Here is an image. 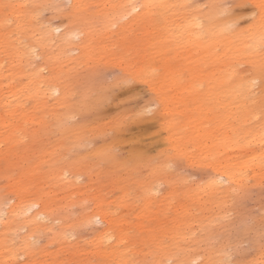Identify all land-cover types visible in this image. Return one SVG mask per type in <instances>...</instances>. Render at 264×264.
I'll use <instances>...</instances> for the list:
<instances>
[{"label": "rangeland", "instance_id": "374dc122", "mask_svg": "<svg viewBox=\"0 0 264 264\" xmlns=\"http://www.w3.org/2000/svg\"><path fill=\"white\" fill-rule=\"evenodd\" d=\"M19 1L24 0H2L0 3V12L6 16L8 29L12 30L13 43L24 45L22 57L9 51L8 55H0V73L11 79L15 87L14 96L0 90V115L8 119L9 116L4 112L20 107L25 116L22 129L11 135L6 133L7 123H0V151H6V144L11 140L17 150L13 164L9 167L7 163V170L0 174V185H7L10 180L17 178L19 186L31 197H35L38 190L49 193L52 203L67 210L69 221L79 219L78 215L82 212L100 210L113 222V231H121L127 243L131 244L135 243L138 228L151 229L169 215L175 216L179 208L198 200L204 216H214L212 237L208 240L204 235L202 249L216 251L222 258L221 264H254L258 261L259 254L264 251V173L255 174L250 161L244 181L235 196L226 203L208 199L203 186L212 174V165L208 161L211 142H215L217 137L244 136L241 131L246 129L258 133L253 127L260 123L264 110L256 109L258 105L253 106L260 113L243 123L242 118L237 120L236 115H233L235 109L230 99L220 94L218 101L215 100L216 106L208 101L199 109L197 117L193 103L176 98V91L165 83L162 72L166 73L168 67H161L164 56L152 54L151 49L145 48L148 39H154L156 45L167 40L165 31L161 30L165 28L161 27L160 17L152 22L150 28H158L150 35L139 29L128 34L126 43L120 39L118 43L110 38L105 39L103 44L106 47L102 54L98 52L100 43L95 37L92 42L95 49L91 54L93 60L82 59L79 50L74 48L68 52V57L56 59L52 68L50 64L43 63L41 50L34 49L40 55L31 64L27 54L31 34L35 37L37 33L42 35L45 27L49 26L53 34L59 37L69 19V2L53 1L40 10L20 5L18 14L24 32L19 34L14 29V19L10 14V9ZM208 1L193 0V5L205 9ZM257 1L221 0L219 4L226 9L224 16L236 19L234 27L247 33L260 13ZM119 42L125 45L127 53L124 55ZM153 47L154 50H160L155 45ZM174 47L165 50V58L170 59V64L184 75L195 69L197 60H206L196 50H174ZM2 49L6 48L0 41V51ZM223 49L218 46L217 54ZM50 50L52 53L57 50L54 42ZM146 60H150L151 67L157 65L159 69L148 71L146 68L140 73L136 72ZM38 65L43 66L39 74L34 73ZM245 68L244 64L239 67ZM202 72L203 69L200 70L201 80L204 85H208L206 73ZM50 75H56L60 84L75 81L74 94L67 97L62 105L53 104V98L58 93L52 99L43 95L47 89L46 79ZM166 75L167 78L171 76ZM7 78L0 83L8 81ZM36 80H39V84L35 83ZM82 84L103 87L104 91L100 92L103 99L97 107L83 114L74 113L69 118L71 121H67L70 123L65 124H89L93 120L100 124V127L93 129L96 133L92 135L93 139L76 144L71 135L60 132L59 124L68 104L79 100ZM253 84L254 89L260 86L258 80L253 81ZM160 90L164 91L166 98L164 107L156 101ZM96 94L92 92L93 96ZM228 111L234 112L230 116ZM168 119L186 120L183 130L174 135L178 150L183 144V150L176 157L174 154H177V149L170 146V132L164 128ZM258 148L259 144L247 148L241 154L247 159L251 149ZM97 150L101 151L103 157L96 156ZM136 155L141 158L136 160ZM112 156L118 162L112 161ZM3 165L4 162L1 163ZM13 197V194H7V197L2 198L8 204L14 201ZM5 218V213L0 214V231ZM95 221L92 229L79 227L69 243L62 247L45 245L44 237L36 240L31 238L35 247L43 250L34 256L38 264L101 262L97 255L91 253L93 247L89 242L93 229L104 228L98 218ZM58 224L54 222V226ZM24 231L15 227L16 237L12 233L8 236L6 248L18 252L19 237ZM138 247L141 248V245ZM73 250L81 251L79 257L71 256ZM24 260L25 255H19L16 261L9 256L3 264H19Z\"/></svg>", "mask_w": 264, "mask_h": 264}, {"label": "bare ground", "instance_id": "6f19581e", "mask_svg": "<svg viewBox=\"0 0 264 264\" xmlns=\"http://www.w3.org/2000/svg\"><path fill=\"white\" fill-rule=\"evenodd\" d=\"M53 1L58 0H24L16 3L10 9L15 31L19 34L24 32L23 23L18 14L20 5L33 6L40 10ZM65 1L69 2L67 13L69 19L59 37L53 34V29L49 26L45 27L42 35L37 33L35 37L31 34L30 41L27 43L29 47L27 54L31 64L35 57L40 55L34 49L41 50L43 63L50 64L52 68L56 59L68 57V52L74 48L79 50L82 59L93 60L91 54L95 49L92 42L95 37L100 43L98 52L102 54L106 47V44H103L105 39L110 38L117 43L120 39L122 43H126L128 34L139 29H142L144 34L150 35L158 28H150L153 25L152 22L160 17L162 18L161 27L165 28L161 30L165 31L167 40L156 45L154 39H148L145 48L151 49L152 54L164 56L161 67L162 69L168 67L166 73L171 74L170 78H167L166 73L162 72L165 83L176 91V98L193 103L197 117L199 109L208 101L216 106L215 100L218 101L220 94L226 95L235 109L234 113L228 111L229 115L233 113L237 120L242 118L243 123L260 113L254 110L253 106L258 105L256 109L264 110V0L257 1L260 13L247 33L234 27L235 18L223 15L226 9L221 7L224 5L219 4L221 0H209L207 5L205 4V9L194 6L193 0ZM0 30H2L0 41L6 48L0 51V55H8L9 51L17 57H22L24 45L13 43L12 30L8 29L6 16H2V12H0ZM52 42L57 49L54 53L50 50ZM154 45L160 50H154ZM120 46L123 49L122 54H126L125 45L120 44ZM172 46H175L174 50L176 48L183 51L196 50L199 54H203L206 60L204 62L197 60L195 69L184 75L182 71L170 64V59L165 58L167 57L165 54ZM218 46L224 48L219 54L216 52ZM242 64L246 66L245 69H239ZM42 67V65L35 66L34 73H41ZM146 68L149 69L148 71L159 69L157 65L151 67L150 60H146L136 72L140 73ZM201 69H203L202 74L206 73L208 85H204L201 80ZM34 76L37 77L36 74ZM4 78L7 76L0 73V81ZM57 78L56 75H50L46 79L47 89L43 95L52 99L58 93V96L53 98V104L62 105L67 97L74 94L75 81L71 84H60ZM7 79L5 83H0V90L14 96L15 87L12 80ZM255 80L260 83L258 89H254L253 81ZM35 83L39 84V80ZM82 85V90H79V100L68 104L59 124L60 132L71 135L72 141L76 144L93 139L92 135L96 134L93 129L100 127V124L94 120L90 122L91 124L86 122L72 123V126H65V124L74 113L83 114L97 107L103 99V94L100 92L104 91L103 87ZM92 92L97 94L93 96ZM158 95L156 101L164 107L166 100L164 91L160 90ZM4 114L9 118L4 119L0 115V123H7L8 135L22 129L25 118L22 108L15 107L13 110L5 111ZM185 123L186 120L168 119L165 122L166 126L163 124L164 128L170 132V146L177 149L175 157L180 155L183 144L178 150L174 135L183 130ZM63 128L66 129L62 130ZM253 128H256L258 133L252 132L253 130L250 132V129L241 131L244 136H247L246 139L244 136L217 137L215 142H211L208 161L212 165V174L203 186L208 193L206 194L208 199L222 200V203H226L235 196L236 190L245 179L250 161L254 166L255 174L264 173V115L260 123ZM98 130L101 132L100 128ZM13 143V140L9 141L6 144V151H0V174L7 170V163L9 167L13 164L12 160L16 157L17 150ZM258 144L259 148L251 149L250 156L245 159L241 153ZM95 154L103 157L100 150H97ZM137 155L136 160L141 158ZM111 159L118 162L114 156ZM2 162H4L3 166H1ZM10 181L7 185H0V207L5 205L1 207L0 214H6L0 231V264H3L9 256L16 261L19 255L26 256V260L19 264H38L34 256L43 250L37 249L31 238L36 240L44 237L45 245L62 247L69 243L72 234L79 227L85 226L92 229L97 222L96 218L104 224V228L93 229L89 240L93 247L91 253L101 259V262L95 264H221L222 258L216 251L210 248L202 249L204 235L208 240L212 237L214 216L206 218L203 209L198 206V200L179 208L175 216L169 215L166 220L156 223L151 229L138 228L136 244H131L127 243V238L121 231H113V222L104 212L100 210L93 213L82 212L78 215L79 219L69 221L67 210L59 204L52 203L49 193L38 190L37 195L31 197L24 188L19 186L17 178ZM7 194L14 195V201L8 204L2 198L7 197ZM181 194L186 195L185 192ZM55 221L59 222L58 226H54ZM15 227L25 230L22 236L18 235L20 236L18 252L5 246V240L11 233L13 237H16ZM138 245H141V248ZM80 252L73 250L71 256L79 257ZM259 255L260 259L254 264H264V251Z\"/></svg>", "mask_w": 264, "mask_h": 264}]
</instances>
